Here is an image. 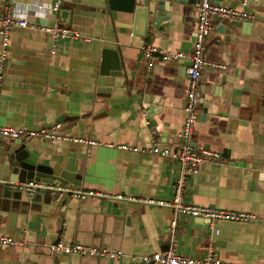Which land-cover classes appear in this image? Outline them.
Returning a JSON list of instances; mask_svg holds the SVG:
<instances>
[{
  "label": "crops",
  "instance_id": "crops-1",
  "mask_svg": "<svg viewBox=\"0 0 264 264\" xmlns=\"http://www.w3.org/2000/svg\"><path fill=\"white\" fill-rule=\"evenodd\" d=\"M53 1L0 0V15L7 7L28 24L9 32L0 125L38 128L58 123L59 131L71 137L143 149L23 141L37 163L52 162L57 170L76 175L61 186L168 200L180 166L148 149L152 143L169 151L178 146L188 59H154L147 69L141 51L152 44L188 55L197 0L170 1L158 22L148 17L141 35L131 26V15L104 8L102 0H61L56 13L49 7ZM211 1L251 17L214 20L204 41L207 65L201 73L191 144L217 157L184 176L182 198L254 218L209 222L137 200L80 199L43 190L32 196L0 183V235L24 240L22 245H0V264H145L142 255L166 250L172 238L174 251L185 256L198 257L209 247L231 264H264V0H246L244 5L241 0ZM54 22L93 40L52 38L37 29ZM104 48L116 52L118 75H109L114 72L111 56L102 66L107 73H100ZM7 143L0 138V148ZM57 241L120 250L122 255L106 260L51 253L49 246Z\"/></svg>",
  "mask_w": 264,
  "mask_h": 264
},
{
  "label": "built area",
  "instance_id": "built-area-1",
  "mask_svg": "<svg viewBox=\"0 0 264 264\" xmlns=\"http://www.w3.org/2000/svg\"><path fill=\"white\" fill-rule=\"evenodd\" d=\"M245 1L246 0H241V4L244 5ZM60 2L61 0H54L49 6L50 10L56 13L58 11ZM195 10L196 23L188 55L181 51L162 50L152 44L145 45L141 51L147 69L152 67L154 59H158L162 62L179 61L183 58L188 59V62L184 68V73L187 80V88L183 102L185 117L178 132V146L175 150L169 151V149L166 147H159L152 143L148 149V151L153 154L170 156L176 162H178L180 166V176L175 180L172 196L168 200L154 198H125L121 194H110L100 191L93 192L91 190L84 191L80 189H69L64 186L52 187L48 184L35 181H29L26 183L14 182L13 186L17 189L23 190L27 194H32L35 191L42 189H54L58 196L63 193H68L71 196H75L80 199L86 197H104L111 199L125 198L137 200L140 203L148 205L168 207L173 211V214L175 216L185 215L189 217H198L208 220L209 222L217 220L245 221L253 219V214L233 210H225L210 206L188 204L185 203L182 198L184 176L195 174L198 170V166L202 162L207 159H215L217 157L214 152L208 149H202L199 147L196 148L191 145L194 125L196 124L197 119V109L200 102L201 73L204 67L207 65L203 54L204 41L212 30V24L214 20L220 18L242 20L251 17L244 10L223 7L212 3L211 0H197L195 4ZM27 26L28 24L24 18H15L13 13L9 9H7V7L4 9L3 14L0 15V88L4 81V69L7 59L9 32L12 27ZM37 29L48 33L52 38L60 37L82 42H91L93 40L92 37L85 36L68 27L61 26L57 22H54L51 25L37 26ZM153 133V130L149 131L150 135H152ZM0 138L22 142L29 139H41L47 140L51 143H57L59 141L67 140L73 143L85 145L87 147L101 144L108 147H115L120 150H129L133 152L143 150H139V148L126 143H101L93 138L78 136L71 137L59 131L58 123H52L49 126H41L38 128H15L12 126L0 125ZM170 226H174V220L170 222ZM23 243V239H14L9 236L0 235V245L17 246L22 245ZM173 246L174 240L172 238L166 250L156 251L151 255H142L140 259L145 264H231L229 262L219 260L209 247H206L204 252L198 257H192L176 253ZM49 250L51 251V253L62 252L65 255L77 254L80 256H90L100 259H114L122 255L120 250H111L108 248L96 247L91 244L80 242L63 243L57 241L49 246Z\"/></svg>",
  "mask_w": 264,
  "mask_h": 264
},
{
  "label": "water",
  "instance_id": "water-1",
  "mask_svg": "<svg viewBox=\"0 0 264 264\" xmlns=\"http://www.w3.org/2000/svg\"><path fill=\"white\" fill-rule=\"evenodd\" d=\"M170 1L172 0H102L104 8L106 5L109 10L119 8L123 13L131 15V26L138 30L140 35L143 31H146L148 27V17L152 16L155 18L153 22H158L156 17L163 16L161 11L166 10ZM101 55L102 61L100 73H107L102 70V66L106 63L104 59L111 56L114 58L111 67L114 72H110L109 75H118L119 65L116 58V52L109 48H104L102 49ZM72 178H76L74 173L64 169L57 170L52 162H48L47 164L37 163L34 158H32L31 151L25 147V144L22 141L9 140V143H7L5 147L0 148V183H4L5 186H13L14 182L26 183L29 181H35L56 187L65 185L69 180H72ZM42 190L47 193L51 191L56 192L54 189ZM16 191L27 194L20 189H16ZM37 192L38 191H35L32 193L33 195H31L34 196ZM62 200L63 198L60 202H62Z\"/></svg>",
  "mask_w": 264,
  "mask_h": 264
},
{
  "label": "rangeland",
  "instance_id": "rangeland-1",
  "mask_svg": "<svg viewBox=\"0 0 264 264\" xmlns=\"http://www.w3.org/2000/svg\"><path fill=\"white\" fill-rule=\"evenodd\" d=\"M16 128H19V127H16Z\"/></svg>",
  "mask_w": 264,
  "mask_h": 264
}]
</instances>
